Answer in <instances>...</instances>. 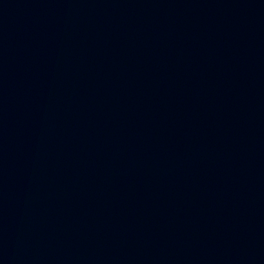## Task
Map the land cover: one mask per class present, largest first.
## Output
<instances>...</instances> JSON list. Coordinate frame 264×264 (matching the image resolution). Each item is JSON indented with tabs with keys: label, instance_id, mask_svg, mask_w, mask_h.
<instances>
[{
	"label": "water",
	"instance_id": "95a60500",
	"mask_svg": "<svg viewBox=\"0 0 264 264\" xmlns=\"http://www.w3.org/2000/svg\"><path fill=\"white\" fill-rule=\"evenodd\" d=\"M0 264H264V0H0Z\"/></svg>",
	"mask_w": 264,
	"mask_h": 264
}]
</instances>
